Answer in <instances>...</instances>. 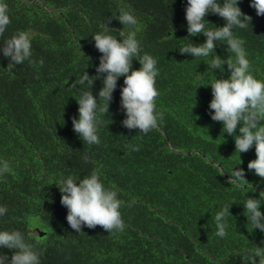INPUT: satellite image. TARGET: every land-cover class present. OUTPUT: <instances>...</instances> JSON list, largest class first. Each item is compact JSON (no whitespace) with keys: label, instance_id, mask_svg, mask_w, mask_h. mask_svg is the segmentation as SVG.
<instances>
[{"label":"trees","instance_id":"16d2710c","mask_svg":"<svg viewBox=\"0 0 264 264\" xmlns=\"http://www.w3.org/2000/svg\"><path fill=\"white\" fill-rule=\"evenodd\" d=\"M0 2L7 4L10 18L0 48L3 40L27 32L33 61L14 65L0 51V166L9 165L0 175V207L7 208L0 231H20L40 253V264H262L264 232L253 229L244 209L248 196L259 199L264 191V179L247 168L256 159L255 148L239 154L233 136L209 114L210 85L230 72L227 64L223 73L208 65L215 54L235 62V53L226 41L217 42L208 57L179 52L190 42L206 41L202 34L188 37L187 0ZM250 3L238 0L252 20L233 32L244 41L250 72L264 81V16H257ZM121 9L137 23L123 26L115 19ZM205 19L208 29L226 23L212 13ZM105 24L117 30L107 33L117 39L120 30L135 32L141 55L157 61L155 111L163 118L158 115V127L147 134L122 125V76L109 112L97 111L101 143L89 145L74 132L72 118H79L77 100L84 91L106 104L98 97L103 83L75 82L85 71L96 75L102 54L92 37ZM132 64L140 68L138 60ZM237 167L244 169L246 181L233 184L229 180ZM94 170L122 201L123 231L82 226L76 232L67 222L61 181L79 180ZM261 202L264 213V198ZM225 206L230 213L221 238L215 215ZM0 255L11 258L13 250L0 247Z\"/></svg>","mask_w":264,"mask_h":264},{"label":"clouds","instance_id":"9594fccd","mask_svg":"<svg viewBox=\"0 0 264 264\" xmlns=\"http://www.w3.org/2000/svg\"><path fill=\"white\" fill-rule=\"evenodd\" d=\"M250 7L256 10L257 16H264V0H251ZM8 6L0 2V37H3L7 26L10 24ZM208 13L218 15L225 20L222 27L215 29L206 28L205 17ZM119 22L124 25H135L136 18L130 11L120 10ZM188 37L202 34L206 41L201 44L190 42L179 49L181 54H189L192 57H208L215 53L217 42L226 41L227 50L235 53V62L228 56L222 59L216 55L210 61L208 67L212 70L225 71L223 65L227 64L230 76L227 79H215L210 85L212 100L209 104L211 119L222 122L224 133L233 136L235 151L246 153L255 148L256 159L248 162V170H254L255 174L264 179V81L256 79L250 72V62L246 58L243 47L244 41L234 35L233 29L247 28L252 17L243 13L238 6V0H187L185 9ZM103 31L95 34L92 39L95 48L102 54L99 58V66L96 67V75L89 76L85 71L75 84L84 85L87 82L91 87L97 79L102 80L103 87L98 93L106 104L101 106L92 91H84L77 103L79 118H72L73 130L83 142L92 145L101 143L97 131L100 121L97 111L108 113L110 102L113 100V92L117 88V81L124 77V86L120 90V107L124 110L126 118L122 125L129 130L138 129L147 134L158 127L159 118L163 114H157L156 98L159 95L156 88L158 69L157 61L149 54L141 55V46L136 39V33L125 35L120 30L119 39L107 34L116 31L107 26H101ZM191 41V40H190ZM3 56L14 65H21L31 60V40L29 34L20 31L11 38L3 40L0 48ZM133 60H138L139 69H133ZM42 66L43 61H40ZM75 84L73 86H75ZM239 126V134L237 128ZM133 150L138 151V148ZM85 162L88 156L84 157ZM242 163V161H241ZM9 171L8 163L2 162L0 175ZM234 177L235 179H232ZM230 183L237 184L245 180V171L237 167L232 172ZM77 181H79L77 183ZM60 203L66 207L67 222L76 232H81L82 226L94 229L102 227L107 233L123 231L125 224L119 211L122 201L114 190L106 189L99 179L97 171H93L88 177L76 180L69 176L61 181ZM259 199L248 196L244 209L247 212V220L251 221L253 229L264 232V213L260 209L264 191L259 193ZM7 213L6 207H0V216ZM229 207L225 206L215 215L217 227L216 235L223 238L227 235L226 217ZM0 247L13 250V255H0V264H40V253L36 252L30 244L25 242L20 231H0ZM260 254L258 253L257 256ZM264 264V261H262Z\"/></svg>","mask_w":264,"mask_h":264},{"label":"rangeland","instance_id":"374dc122","mask_svg":"<svg viewBox=\"0 0 264 264\" xmlns=\"http://www.w3.org/2000/svg\"><path fill=\"white\" fill-rule=\"evenodd\" d=\"M38 231H35V233H37Z\"/></svg>","mask_w":264,"mask_h":264}]
</instances>
